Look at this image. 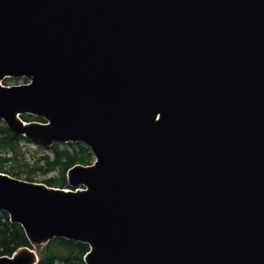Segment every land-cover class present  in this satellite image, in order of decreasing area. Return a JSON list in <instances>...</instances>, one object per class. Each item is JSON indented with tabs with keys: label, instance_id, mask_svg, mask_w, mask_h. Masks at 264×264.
Instances as JSON below:
<instances>
[{
	"label": "water",
	"instance_id": "95a60500",
	"mask_svg": "<svg viewBox=\"0 0 264 264\" xmlns=\"http://www.w3.org/2000/svg\"><path fill=\"white\" fill-rule=\"evenodd\" d=\"M0 120L95 158L77 191L0 172L30 242L0 264L55 239L85 264H264V0H0Z\"/></svg>",
	"mask_w": 264,
	"mask_h": 264
},
{
	"label": "trees",
	"instance_id": "16d2710c",
	"mask_svg": "<svg viewBox=\"0 0 264 264\" xmlns=\"http://www.w3.org/2000/svg\"><path fill=\"white\" fill-rule=\"evenodd\" d=\"M26 82L27 79H25ZM24 121H37L45 123L42 118L32 115H23ZM27 140L22 136L12 133L6 124L0 120V172L21 179L25 175L26 181L40 182L33 175L42 173H57V176L45 179L44 183L50 187L61 189L70 188L67 183V173L75 165L90 166L95 158L91 150L82 143H55L47 149L49 154H44L32 164L26 161V151L22 141ZM9 167V168H8ZM30 247V242L23 227L10 221L7 212H0V257H11L17 250ZM39 256L38 264H85V256L89 246L66 239H55L44 246L37 247Z\"/></svg>",
	"mask_w": 264,
	"mask_h": 264
},
{
	"label": "rangeland",
	"instance_id": "374dc122",
	"mask_svg": "<svg viewBox=\"0 0 264 264\" xmlns=\"http://www.w3.org/2000/svg\"><path fill=\"white\" fill-rule=\"evenodd\" d=\"M28 81V80H27ZM29 83V81H28ZM27 84L25 81V78H7L2 82L3 86L12 87V86H18V85H24ZM22 145L24 146V150L26 151V161L28 163H33L36 159L41 157L44 154H49L50 151L47 149H40L39 146L34 144L33 142L29 140L22 141ZM9 168V167H8ZM57 176V173H49L47 175H44L42 173H37L33 175V178L36 181H43L45 179L51 178ZM21 179H25V175L21 176ZM38 182V183H40Z\"/></svg>",
	"mask_w": 264,
	"mask_h": 264
},
{
	"label": "bare ground",
	"instance_id": "6f19581e",
	"mask_svg": "<svg viewBox=\"0 0 264 264\" xmlns=\"http://www.w3.org/2000/svg\"><path fill=\"white\" fill-rule=\"evenodd\" d=\"M26 79V78H25ZM38 146V145H37Z\"/></svg>",
	"mask_w": 264,
	"mask_h": 264
}]
</instances>
